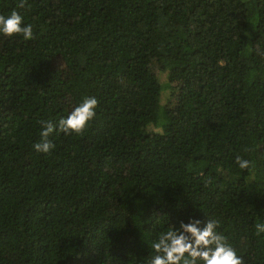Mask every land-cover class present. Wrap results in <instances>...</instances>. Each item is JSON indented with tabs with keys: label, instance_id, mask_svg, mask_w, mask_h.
<instances>
[{
	"label": "trees",
	"instance_id": "obj_1",
	"mask_svg": "<svg viewBox=\"0 0 264 264\" xmlns=\"http://www.w3.org/2000/svg\"><path fill=\"white\" fill-rule=\"evenodd\" d=\"M17 4L0 15L34 39L0 34V264H148L192 219L264 264V0ZM86 97L84 133L37 152Z\"/></svg>",
	"mask_w": 264,
	"mask_h": 264
},
{
	"label": "clouds",
	"instance_id": "obj_2",
	"mask_svg": "<svg viewBox=\"0 0 264 264\" xmlns=\"http://www.w3.org/2000/svg\"><path fill=\"white\" fill-rule=\"evenodd\" d=\"M26 5L27 0H18L17 8L22 9ZM22 23L23 17L16 10L7 17L0 15V34L7 37L22 35L26 41L34 39L32 25L22 26ZM97 105L95 97H86L58 124L42 122L41 141L35 143L34 149L49 153L54 148L49 137L57 128L64 134L82 135L94 119ZM236 163L240 169L249 170L250 174L255 167L252 161L240 156L236 157ZM201 224V220L192 219L188 223L181 222L179 228L161 232L158 240L152 244L156 254L149 259L148 264H244L242 257L228 243V238L216 231L219 221L209 219L202 228ZM255 229L257 235L264 233V224L257 223Z\"/></svg>",
	"mask_w": 264,
	"mask_h": 264
}]
</instances>
